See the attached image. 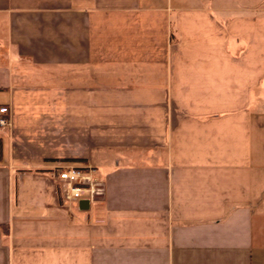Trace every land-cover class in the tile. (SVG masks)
I'll use <instances>...</instances> for the list:
<instances>
[{"label": "crops", "instance_id": "obj_1", "mask_svg": "<svg viewBox=\"0 0 264 264\" xmlns=\"http://www.w3.org/2000/svg\"><path fill=\"white\" fill-rule=\"evenodd\" d=\"M1 106L0 264H264V5L0 0Z\"/></svg>", "mask_w": 264, "mask_h": 264}, {"label": "built area", "instance_id": "obj_2", "mask_svg": "<svg viewBox=\"0 0 264 264\" xmlns=\"http://www.w3.org/2000/svg\"><path fill=\"white\" fill-rule=\"evenodd\" d=\"M8 108L0 107V127L9 125ZM58 179L63 182L69 199L91 198L94 194V179L91 170L66 167L59 171Z\"/></svg>", "mask_w": 264, "mask_h": 264}, {"label": "rangeland", "instance_id": "obj_3", "mask_svg": "<svg viewBox=\"0 0 264 264\" xmlns=\"http://www.w3.org/2000/svg\"><path fill=\"white\" fill-rule=\"evenodd\" d=\"M216 2L222 5L223 7L238 6L245 8L247 6L262 7L264 5V0H216Z\"/></svg>", "mask_w": 264, "mask_h": 264}, {"label": "water", "instance_id": "obj_4", "mask_svg": "<svg viewBox=\"0 0 264 264\" xmlns=\"http://www.w3.org/2000/svg\"><path fill=\"white\" fill-rule=\"evenodd\" d=\"M87 203H88V200H87V199H83V200H81V204H82L83 206H86Z\"/></svg>", "mask_w": 264, "mask_h": 264}]
</instances>
